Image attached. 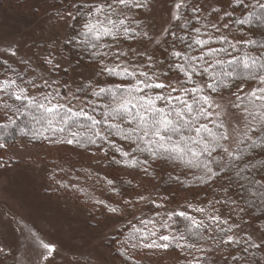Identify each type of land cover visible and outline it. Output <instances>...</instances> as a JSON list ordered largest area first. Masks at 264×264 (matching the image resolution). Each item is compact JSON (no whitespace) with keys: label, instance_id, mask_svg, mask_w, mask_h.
<instances>
[{"label":"snow or ice","instance_id":"snow-or-ice-1","mask_svg":"<svg viewBox=\"0 0 264 264\" xmlns=\"http://www.w3.org/2000/svg\"><path fill=\"white\" fill-rule=\"evenodd\" d=\"M228 3L231 6V0H228ZM237 6L245 8V11H248V6L260 8L262 14L253 16L250 13L247 19L232 21V14L224 12L219 19L223 20L227 17L230 22L241 26L252 23L264 25V0H256L255 5H250L249 0H239ZM150 7L152 5L149 0H100V2L75 0L63 11L57 10L58 20L63 21L64 25L69 27L72 26L68 23L69 21L75 22L83 19L80 32L83 38L76 40L75 37H68L64 44H75L89 52L94 64L86 65V68L95 67L101 75L130 77L132 83L123 89L119 86L116 89L99 87L98 82L89 83L92 96L103 97L105 94H109L112 98V103L104 106L107 111L101 113L102 119H98L84 107L73 108L71 101L75 97L62 96L58 91L42 92L39 96L31 94L30 89L37 91L41 89L39 83L34 80H26L18 73H13L12 76L5 73L4 78L0 79V110H4L3 116L8 123H0V130H6L9 124L16 123L8 115L9 112L27 114L36 125L40 126L32 131L33 136H40L55 143L96 145L100 151H105L99 144L100 141H103L121 158L117 159L113 156V163L123 165L124 168H142L146 175L148 174V159L141 160L137 153L147 154L152 160L163 157L178 164H184L188 168H195L199 172L194 175L198 182L211 183L226 174L224 168L227 165L222 164L223 156L217 154L224 153L232 160L240 161L243 159L238 151L240 146L247 141L255 148L256 139H253V136L259 138V134L264 133V55L251 56L247 51H244L242 55L237 56L238 44L255 45L256 41L248 38L246 34L241 38H230L226 35L216 36L215 33L221 32L222 29H229L230 24L224 23L221 28L219 23L212 22L211 16L201 17L200 13L203 9L198 4V0H173L171 20L176 22L184 20L183 26L187 30V24L190 21L184 19L185 13L191 11L201 26L191 30L193 33L191 37L187 35V31L181 37H177L176 33L170 32L169 29H164L161 33L165 37L171 35L174 40L179 39L181 44L186 46L185 51L173 48L171 52V57L175 61L173 66L183 73L184 80H178L175 84L166 83L160 80L159 76L167 77L168 73L160 72L154 57L147 54L146 51L137 53V56L141 59L146 57V67L157 69V71L149 73L132 61H128L126 65L123 58L128 57L129 53L118 48L113 52L110 45L104 42L106 37H110L115 44L122 38L134 39L139 36L143 40L159 44L160 41L150 35L149 31H137L139 25L132 27L134 21L127 16V11L149 9ZM69 9H74V11ZM216 11L213 9V12ZM233 40H236V43H233ZM216 43L221 46L209 47ZM259 48L264 51V44H261ZM189 50H196L199 55H189ZM16 54V50L10 52L12 56ZM225 57L228 59L225 60ZM65 59L60 52V45H57L53 50L46 52L43 63L55 70L60 68L61 61ZM106 61H112L114 66H110ZM234 62L242 64L250 79L257 86L243 95L233 93L236 102H229L230 107L240 110V118L232 123L223 118L228 115L223 104V96L217 99L214 95L229 85L224 84L220 79V74L216 73L214 69L225 63L232 64ZM159 63L163 64V61ZM4 64L6 65L7 62L5 61ZM9 71L13 70L9 69ZM224 75L231 76L232 73L226 72ZM194 76L207 77V79L197 82L193 78ZM94 84L96 86H93ZM43 86L50 88L52 85L49 81L44 80ZM153 89L167 91L150 94ZM239 92L243 93V89H239ZM9 101L13 103H9ZM91 107L94 113L95 105L93 104ZM213 116L217 119H212ZM79 117H85L90 121L89 135L81 136L78 131H73V128L83 127L79 123ZM102 124L106 125L110 131L98 130ZM66 132L70 138L65 140L57 138ZM116 134L130 142L131 150H126L110 139L112 135ZM6 135V131H0V141L4 140ZM230 140L235 141L236 151L226 145V142ZM260 145L264 146V138L260 139ZM3 147L5 144L0 143V148ZM105 156H107L106 151ZM213 165L217 167L214 168ZM247 167V165L245 167L237 165L234 175L238 180L248 182L251 186L248 191L253 200L259 198L261 203H264V178H250L245 174ZM106 183L110 186V190H115L113 179H107ZM60 186L65 187L64 184ZM243 187L244 185L241 183V189ZM80 190L83 191V189ZM223 191L227 192L228 190L223 189ZM145 199L146 197L143 195L139 197L140 201ZM96 202L103 205L107 212L115 217L122 216L129 207L133 206L131 200H124L123 205L117 204L116 206H111L103 200ZM152 203L155 204V201ZM208 203L212 204L211 201ZM216 203L227 204L229 201L217 200ZM236 203V200L231 201L232 205H236ZM155 206L164 207L163 204H155ZM193 211L203 214L205 209L196 207ZM214 211L219 213V209H214ZM245 211V208H239V212ZM173 215H179L190 221L187 234L180 233L178 236L160 234L159 229L149 228V225L156 224L155 220H141L139 223L143 227L131 226L132 232L129 239L121 242V246L129 244L131 241L132 248L167 250L170 246L168 242L176 241V246L182 250L187 249L188 255L192 257L189 264H204L206 258L195 256L192 250L198 253L205 251L203 247L198 246V242L203 238L200 229L211 232L210 224L205 223L204 220H197L185 212H178L168 213L167 219L160 224V228L168 229L170 227L168 220H171ZM207 220L216 224L222 237L218 241L219 244L240 245L245 254L250 253L252 249L264 251V242H256L251 234H247L245 238L229 234L233 231L232 227H228L227 230L223 227L230 224L229 219H223L216 214L209 215ZM235 227L239 228L240 225L236 224ZM208 238L215 240V234ZM41 246L44 249L40 255L42 264L45 262L51 264L56 246L43 241H41ZM0 254H6L4 247H0ZM232 259L239 261L240 257L232 255ZM254 264H264V258H256Z\"/></svg>","mask_w":264,"mask_h":264},{"label":"trees","instance_id":"trees-1","mask_svg":"<svg viewBox=\"0 0 264 264\" xmlns=\"http://www.w3.org/2000/svg\"><path fill=\"white\" fill-rule=\"evenodd\" d=\"M64 1L68 2V0H59L56 2V8L59 9ZM200 2L201 0H198V4L202 7ZM249 3L250 5H255L256 1ZM237 5L238 3L232 5L228 10V13L232 14V21L247 19L250 13L253 16L262 14L260 8L248 6V11H245V8L238 7ZM72 11H74V9H72ZM223 14L218 10L208 14H203L201 11L200 16H211L212 22L219 23L221 28L224 23L230 24L229 29H222L221 32L215 33L216 36L226 35L230 38H241L246 34L248 38L256 41L255 45L238 44L237 56L242 55L244 51H247L251 56L264 55V51L259 48L261 44H264V25L252 23L241 26L240 24L230 22L227 17L223 20L219 19ZM184 19L190 21L187 24V30L183 26L184 20L180 22L173 21L169 29L170 32H175L177 37L184 36L186 31L187 35L191 37L193 35L191 30L201 26V23L197 22L191 11L185 13ZM83 22L82 18L72 22L73 24L68 30L66 38L75 37L76 40L82 39L83 37L80 35V32ZM137 25H139L137 31H144V24L141 22L134 21L131 26L137 27ZM104 42L110 45L111 51L113 52L116 51L117 48L126 52V50H130L135 45L143 42V39L139 36L134 39L122 38L114 44L110 37H106ZM233 43H236V40H233ZM220 46L219 43L209 45V47ZM224 46L227 47V45ZM173 48L180 51L186 50L185 44H181L179 39L174 40L171 35L164 36L159 44H152V56L157 62V67L160 64L159 62L163 61V64H161L163 65L162 71L168 73L165 78L176 83L178 80L183 81L184 76L183 73L179 72L173 66L175 63L171 57ZM62 49L72 62L73 69H86V65L94 64V61L90 58L89 52L82 47H78L75 44H64L63 42ZM188 54L199 55V52L196 50H189ZM125 58H123L124 61ZM136 59L139 66L142 65L141 68L144 71L148 72V70H151V72H153L154 69L146 67V58L141 59L138 57ZM224 59L227 60L228 58L225 57ZM106 62L109 63L110 66H114L112 61ZM4 68V74L10 73L9 75L12 76L13 73H18L24 76L26 80L35 81L33 78L30 79V74L26 72H10L7 71V67ZM87 69H92L98 73L101 81H98L99 87L116 89L119 86L123 89L132 83L130 77L122 78L118 76H108L106 74L101 75L95 67H88ZM214 71L220 74V79L224 84L229 85L223 88L218 94H214L217 99H219L220 96H223V98H233L235 97L233 93H240L239 89H252L257 86L256 83L250 79L247 71L240 63H225L223 66H217ZM226 72L232 73V75L225 76L224 73ZM63 74L58 82L49 79V83L52 85L50 88H45L43 86V81L38 78L36 82H40L41 89L39 91L30 89L31 94L39 96L42 92L58 91L62 96L75 97L71 101V106L73 108L78 109L84 107L90 114L95 115L98 119H102L101 113L107 111L104 106L112 103L111 96L109 94H105L103 97L92 96L89 87L90 81L84 84L80 83L72 92L67 86L66 82H68V80ZM193 78L197 80V82H202L207 79V77L197 76ZM93 86L96 85L94 84ZM161 91L167 90L153 89L150 94L159 93ZM9 103L13 102L9 101ZM93 104L96 108L94 113L91 107ZM0 112H4V110H0ZM8 115L11 116L16 123L14 125L9 124L6 130H0L7 132L4 140L0 141V143H4L5 147L23 146L24 148H42L52 151V154L48 156L51 158L49 164L54 167V176H57V181L64 183L65 189H67L80 205L95 204V211L101 210L106 212L107 209L96 201L103 200L111 206H116L117 204L123 205L124 200L133 201V206L129 207L126 213L135 216V219L132 223L119 230L114 236L110 237L109 240H106L107 249L112 251V255L120 261V263L147 264L154 260L156 264H189V260H191L192 257L188 255L187 249L182 250L180 247L176 246V241H169L168 243L170 246L167 250H149L142 247L132 248L130 246L131 241L129 244L123 247L121 246V242L129 239V235L132 232L131 226L143 227V225L139 223L141 220H155L156 224L149 225V228L159 229L160 234H175L177 236L180 233L187 234L190 221L179 215H173L171 220H168V224L170 225L168 229L160 228V224L167 219L168 213L178 212H185L195 217L197 220H204L205 223L210 224L212 229L211 232H205L203 229H200L203 238L198 242V246L203 247L205 251L198 253L192 250L195 256H203L206 258L204 264H254V260L256 258H261L262 254H264V251L256 249H252L250 253L245 254L240 245L233 244L228 246L219 244L218 241L222 237L217 230V226L207 220L209 215L218 214L223 219L230 220L229 225L223 226L225 230H227L228 227H232L233 231L229 234H234L238 238H245L247 234H251L255 240L253 232H258L262 239L260 242H264V203H261L259 198L253 200L248 191L251 187L248 182L246 180L240 181L234 175L237 170V165L239 167H245V165H247L248 167L246 168L245 174L249 175L250 178H264V146L260 145V139L264 138V133H260L259 138L255 135L253 136V139H256L255 148L247 141L240 146L238 151L243 158L240 161H234L224 153H218V156H223L222 164L227 165V167L224 168V173L226 174L221 175L211 183H203L198 182L194 178V175L199 174L197 169L188 168L184 164H178L171 159L159 157L156 160H152L147 154L137 153L141 160L148 159V174L146 175L142 168H124L123 165L113 163V156L117 159L121 158L103 141H100L99 144L105 149L107 156H105V151H100L96 145H81L77 143L69 145L67 143L50 142L40 136H33L32 131H35L40 126L36 125L31 120L30 116L27 114L21 115L19 113L13 114L12 112H9ZM212 119L215 120L217 118L213 116ZM78 120L83 127L79 129L73 128V131H78L81 136L89 135L88 126L90 125V121L85 117H79ZM0 123H8V121L2 118ZM209 126L211 127L212 125L210 124ZM98 130H103L104 132L110 131L104 124L100 125ZM57 138L65 140L70 138V136L66 132ZM110 139L117 145L123 146L126 150H131L132 145L130 142L123 140L120 135H112ZM5 147L0 148V154H4ZM231 149L236 151V145ZM213 167L215 168L217 166L213 165ZM177 177H179V179H176ZM107 179H113L115 181L114 191L110 190V186L106 183ZM241 183L244 185L243 189H241ZM80 189H83V191ZM223 189H227L228 191L225 192ZM141 195L146 197V199L140 201L139 197ZM217 200H227L229 203H216ZM232 200H236V205L231 204ZM152 201H155V204H163L164 207L158 208ZM209 201L212 202L211 205L208 203ZM196 207L204 208L205 212L202 214L193 211ZM233 208H235V211H233ZM239 208H245L246 211L241 213L239 212ZM214 209H219V213H216ZM236 224H239L240 227L236 228ZM213 234H215V240L209 239L208 237ZM232 255L240 257L239 261H234Z\"/></svg>","mask_w":264,"mask_h":264},{"label":"rangeland","instance_id":"rangeland-1","mask_svg":"<svg viewBox=\"0 0 264 264\" xmlns=\"http://www.w3.org/2000/svg\"><path fill=\"white\" fill-rule=\"evenodd\" d=\"M58 1L0 0V79L4 76V67H7V71L13 70L10 72L30 74V79L35 81L40 78L41 81L51 79L58 82L64 73L72 92L80 83L100 81L98 73L92 69H73L63 51L62 45L70 27L58 20L56 13L68 8L75 0L64 1L57 9L55 4ZM149 2L152 5L149 9H133L127 11V16L143 23L144 31H149L160 41L164 29H170L173 24L170 17L173 0ZM238 2L231 0V6L228 0H201L200 3L203 14L213 9L223 14ZM72 22L68 23L72 25ZM152 44L143 40L126 50L129 56L125 58V64L131 60L138 64L137 53L146 51L153 55ZM57 45L66 59L61 61L59 69L53 70L43 60L46 52ZM13 50L17 51L15 56L10 55ZM162 67L159 64L157 69L163 72ZM148 72L152 73L151 70ZM159 79L175 84L163 75ZM250 90L245 89L238 95ZM229 102H236L235 97L223 98L228 112L223 118L235 123L240 112L232 109ZM2 118L3 112H0V121ZM235 145L233 140L227 142L230 149ZM51 154L52 151L47 149L23 146L5 147L4 154H0V247L6 252L0 254V264H42L40 255L44 249L41 241L56 246L51 264H122L107 249L106 240L132 223L135 216L125 213L115 217L106 210L95 211V204L80 205L66 187L60 186L64 183L54 176V167L49 164L51 158L48 155ZM253 235L257 242L262 240L260 233L253 232ZM147 264L156 262L152 260Z\"/></svg>","mask_w":264,"mask_h":264}]
</instances>
